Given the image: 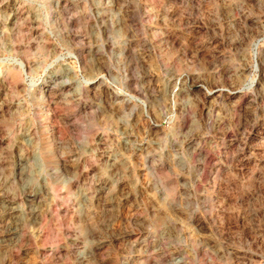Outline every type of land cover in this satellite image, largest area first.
Returning a JSON list of instances; mask_svg holds the SVG:
<instances>
[{
	"label": "rangeland",
	"instance_id": "1",
	"mask_svg": "<svg viewBox=\"0 0 264 264\" xmlns=\"http://www.w3.org/2000/svg\"><path fill=\"white\" fill-rule=\"evenodd\" d=\"M0 264H264V0H0Z\"/></svg>",
	"mask_w": 264,
	"mask_h": 264
}]
</instances>
